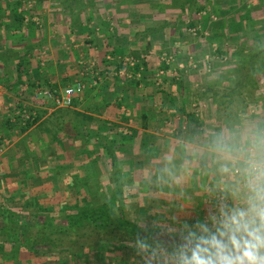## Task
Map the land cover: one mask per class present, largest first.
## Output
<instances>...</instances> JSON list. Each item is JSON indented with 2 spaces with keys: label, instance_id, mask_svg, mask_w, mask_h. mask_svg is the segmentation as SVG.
<instances>
[{
  "label": "rangeland",
  "instance_id": "obj_1",
  "mask_svg": "<svg viewBox=\"0 0 264 264\" xmlns=\"http://www.w3.org/2000/svg\"><path fill=\"white\" fill-rule=\"evenodd\" d=\"M68 10H76L77 14L72 16ZM16 14H21L22 19L19 20ZM152 26L159 27V32L153 35L146 32L145 29ZM262 28L264 0H0V72H15L17 78L13 83L16 88L27 87L25 99L35 100L36 106L17 105L11 113L14 116L10 120L11 129L15 128L18 136H25L20 144L26 146L33 163L27 166L21 163L27 171L19 169L25 174L17 175L22 180L18 181L16 191H0V208L13 211L23 224H33L49 217L82 216L110 199L115 185L108 152L98 144L89 149L91 143L88 142L78 146L60 140L59 127L50 114L59 112L68 118L82 116L86 123L91 121L87 115L89 110L80 108L84 100L75 99L82 98L85 89L100 86V79L108 76L103 73V67L108 68L101 62L103 58L107 62L115 58L117 61L129 59L127 53L112 56L109 50L112 46L125 51L127 42L131 41L136 46L131 50L134 53L146 49L145 44L150 40L155 42L157 58L150 54L149 61L151 66L159 69L151 71L155 76L145 71L147 76L150 75L145 81L158 74L161 78L155 82L159 83L163 81V72L167 74L162 69L165 61L173 64L175 60L174 64L182 65L180 69L187 67L188 76L193 77L203 73H226L235 66L232 54L237 44L252 38ZM81 34L86 36L81 40L82 45L89 49L84 50L83 56L79 51L83 47H77L81 42L77 38ZM90 50L95 52L93 56L89 55ZM174 53L176 57L171 55ZM172 66L168 74L177 68V65ZM80 67L88 70L87 74L93 70V74L74 78V81L66 78L65 75L71 72L78 75ZM107 70L113 73L111 78L120 76L114 69ZM3 74H0L1 79L6 78ZM49 74L55 78L43 79ZM120 78L117 81H122ZM199 80L200 77L190 86H202ZM160 86L165 88L166 85L160 84L158 89ZM78 87L82 88L81 96H74L71 105H65L66 91ZM46 115L49 118L39 123ZM101 129L100 133L106 130ZM116 129L112 128L113 131ZM44 135L48 139L51 137V141L41 140ZM134 137H130L125 129L112 141L124 176L127 223L137 229L158 226L164 239L176 248L186 234H213L220 238L219 232L224 231L221 210L230 216L233 209L242 206L244 192L238 187L239 177L224 172L222 180L219 179L221 182L212 181L209 194L203 195H206L204 205H207L199 207L194 219L188 220V199L182 197L179 200L186 194L180 189L184 182L164 177L160 165L154 171L152 159H142L141 144ZM58 146L68 150H64L65 157H58ZM45 147L54 155L46 157ZM21 149L24 151L23 147ZM165 156L162 153L160 160L166 159ZM160 186L165 188L154 190ZM171 186L175 189L168 190ZM158 200H166V205L170 201L177 206L159 207ZM180 201L183 202L178 203ZM185 258L191 259V255H170L120 241H96L83 247L48 248L39 252L0 242V264H183Z\"/></svg>",
  "mask_w": 264,
  "mask_h": 264
},
{
  "label": "crops",
  "instance_id": "obj_2",
  "mask_svg": "<svg viewBox=\"0 0 264 264\" xmlns=\"http://www.w3.org/2000/svg\"><path fill=\"white\" fill-rule=\"evenodd\" d=\"M250 14L253 16L252 12H250ZM155 28L157 27L152 26L145 30L153 35L160 30L159 27L157 29ZM79 36L77 38L78 42L86 37L84 34ZM77 45L75 46L83 47V50L81 49L82 52L79 50L80 53H82L80 56L84 55V50H89L84 47V44L82 45V41ZM150 46L149 42L145 44L146 49L140 52L139 59L132 55L133 52L131 50L136 48V46L132 45L131 41L127 42V49H125V51L122 48H120L121 50H116L113 46L109 49L112 51L111 53H116V55L117 53H127L129 59L126 58L125 60L117 61L115 58V60L108 63L107 60L103 58L101 62L105 60V64L108 66V68L103 67L105 69L103 73L105 72L108 76L104 77V79H100V86H97L95 89L92 87L87 88V90L85 89L82 98H74L75 100H84V102L80 104V108H87L89 110L87 115H89V120L91 119L89 123H86L83 121L84 117L82 116L81 118H68L63 115V120L68 122L71 121V127L77 129V136L74 134L73 136L65 134L58 126V121H56L54 114L50 115L51 117L53 116L56 122L55 125L59 127V133L63 137L59 136L60 140L62 139L64 142L70 141L71 144H78V146L80 144H87L86 142H88L91 143L88 144L89 149H93L95 144H98L100 147H104V144H109L113 147L112 141L115 136L126 129L129 136H135L134 140L141 144L143 150L142 159L144 161L148 158L152 159L154 171L157 169V166L160 165V170L164 177L166 176L168 179L171 177L173 179L170 180L176 179L177 182H184V186L186 185V187L183 186L180 189L185 191L186 194L180 196L179 200H182V197L188 199L186 203L187 207L190 206L188 209L190 210V214H186V216L188 220L194 219L196 215L195 212H198L197 209L207 205L206 203V205H204V202H207V200L204 199L206 195H203L209 194L208 189H212L210 187L212 186L211 184L214 183L212 181L216 183L221 182L224 174L223 167L225 166V161L219 153L212 150V145L216 137L218 135H235L237 138L246 137L249 133L257 129H264V85L260 86L256 94V100L249 108L236 112L237 124L235 126L233 125V130L230 132L225 124H218L216 120L219 118H217L218 113H216L217 116L212 113L215 108L210 104V101H206V98L198 95L200 88L221 73L214 72L209 75L203 73L201 76H197V74L194 77L188 76L190 73L186 70L187 67L180 69V64H174L175 60H173V64L177 65L179 70L175 68V72L170 74H168V71L167 74L163 72L164 75L162 78L164 82L161 80L159 83L155 82L161 78L157 74L156 77L147 79V81H149V83H147V81H145L147 74L145 73L150 72L151 75L155 76L152 72L155 70L158 71L159 69L150 64L149 59L152 56H150V54L156 53L155 42ZM127 50L128 52H126ZM90 52V56H93L95 53L91 50ZM135 52L137 51L135 50ZM108 56L110 57V55ZM154 57L157 58V55L155 54ZM140 59L146 62L147 65L146 68L142 69V72L138 74L137 79L139 83H136L137 85L132 81V74L128 73L126 70H122L117 74L120 75L119 77H121L122 81H117V79L110 77L113 73L110 74L107 69H111V71L114 69L115 71L116 64L120 62H124L126 65L132 67L138 61L140 62ZM80 62H82V60L79 58L78 63ZM32 65L33 63L30 64L31 67ZM180 67L183 66L181 65ZM78 69V75L77 73H74V75L71 72L65 75L66 78H71L74 81V78L80 79L88 72V70L81 69V67ZM2 73H4L3 77L6 78H0V191L3 189L5 191H16L18 181L22 180L17 177H21L22 174H25L24 172L27 171L26 168H22L23 166H21V163L27 166L33 162L30 160L26 146L20 144L25 136H18L16 129H11L12 125H10V120L11 118L14 119L11 113L16 110L17 105L36 106L35 100L25 99V95L28 94L27 91H25L27 87L16 88L17 85L13 83L15 82L13 80L17 78L15 72L9 70L7 72L1 71L0 74ZM91 74H93V70H91L87 76L90 77ZM148 76L150 75L148 74ZM199 77L200 80L198 82H201L202 86L199 87V84H196V88L190 86L193 85V82H196ZM49 78L53 79L55 77L51 74L43 76V79L46 81L49 80ZM141 78L143 82L140 80ZM10 79L12 80L11 82L9 81ZM174 80L178 81V83ZM4 81L6 86H4ZM160 84L166 85L165 88L160 86L158 89ZM146 86L148 87L146 88ZM188 114L190 116H195L197 123L193 121ZM47 118H49L48 115L43 117L39 123L46 121ZM198 119H201V126L198 123ZM102 124H104V126ZM126 127L133 128L134 131ZM101 128H105V132L100 133L99 131L102 130ZM112 128L118 129L113 131ZM108 129L109 133H107ZM79 133L81 135H79ZM43 139L46 140V142L51 141V137L48 139L46 135L41 137V140ZM166 144H168V147ZM22 147L24 151L21 149ZM47 149L46 147L44 149L46 153L48 152L46 157H49L52 153L54 155L51 149L50 152L49 150L47 151ZM64 150L68 151L67 149ZM64 150H61L59 146L56 148L58 157H65ZM105 150L108 152L106 148ZM162 153L166 155V159L163 161L160 160ZM20 168L21 170H25L22 174L19 170ZM75 171L76 170H74L73 173H75ZM220 178L221 180H219ZM163 188L160 186L159 188H154V190L157 191ZM174 189L175 188L171 186L168 190ZM180 195H182V193H180ZM158 201L160 202V204L158 202L157 205L159 207L177 206L176 203L171 204L170 201L167 202V205L164 202L166 200ZM182 202L183 201H180L178 203ZM161 216H163V212Z\"/></svg>",
  "mask_w": 264,
  "mask_h": 264
},
{
  "label": "trees",
  "instance_id": "obj_3",
  "mask_svg": "<svg viewBox=\"0 0 264 264\" xmlns=\"http://www.w3.org/2000/svg\"><path fill=\"white\" fill-rule=\"evenodd\" d=\"M68 12L73 16L77 11L68 10ZM16 17L19 20L22 19L21 14H16ZM73 22L77 25L76 20L73 19ZM78 25L80 24L78 23ZM191 26L193 27V25ZM262 29L252 38H246L237 44L232 54L235 62L234 68L232 67L226 73H221L209 80L198 92L199 96L206 98V101H210V104L214 106L215 110L212 113L215 115L218 113V116L216 115L217 118L219 117L216 119L218 124H225L230 132L233 130V125L237 124L236 112L249 108L255 102L256 94L264 80V28ZM152 43L153 41L150 40L149 46ZM139 54L140 52H134L132 55L139 59ZM111 55L115 54L111 53ZM171 55L176 57V53ZM103 63L105 64V60ZM120 63L116 64V72L126 70L132 74L133 80H131L138 84L137 76L142 72V69L146 68V62L140 59V62L138 61L132 67L124 62ZM163 64L162 69L166 72L174 65L168 61ZM188 116L190 115L188 114ZM54 117L65 134L77 136L78 131L71 127V121L63 120L64 116L59 112L55 113ZM190 117L193 121H197L195 116ZM198 123L201 126V119H198ZM79 135L81 134L79 133ZM104 147L108 150L111 160L115 185L112 195L106 203L88 210L82 216L61 219L49 217L42 222L35 221L33 224H23L13 211L0 208V242L12 244L30 252H39L40 249L48 248L58 250L83 247L96 241H120L144 245L151 250L170 255L192 256V250L197 245L205 246L201 244L202 240L211 241L213 237H219L213 234L207 236L186 234L176 248L164 239L161 229L157 226L149 229H137L129 225L124 217V176L119 168L118 157L112 145L104 144ZM216 239L219 241L221 237ZM224 239L226 241L227 237Z\"/></svg>",
  "mask_w": 264,
  "mask_h": 264
},
{
  "label": "clouds",
  "instance_id": "obj_4",
  "mask_svg": "<svg viewBox=\"0 0 264 264\" xmlns=\"http://www.w3.org/2000/svg\"><path fill=\"white\" fill-rule=\"evenodd\" d=\"M212 150L225 161L223 171L239 177L242 206L230 216L221 210V239L202 240L205 246L197 245L183 264H264V129L239 138L218 135Z\"/></svg>",
  "mask_w": 264,
  "mask_h": 264
},
{
  "label": "built area",
  "instance_id": "obj_5",
  "mask_svg": "<svg viewBox=\"0 0 264 264\" xmlns=\"http://www.w3.org/2000/svg\"><path fill=\"white\" fill-rule=\"evenodd\" d=\"M82 93V88L81 87H78L77 89H68L67 91H66V96H65V101L63 100V103L65 104V105H71V103H72V98L74 97V96H76V95H80ZM58 103L60 104L61 103V101H58ZM28 119H30V117L28 118Z\"/></svg>",
  "mask_w": 264,
  "mask_h": 264
}]
</instances>
